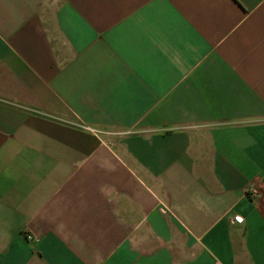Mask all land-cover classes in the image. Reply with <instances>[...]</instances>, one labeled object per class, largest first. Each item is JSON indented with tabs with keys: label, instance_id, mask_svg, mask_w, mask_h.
Here are the masks:
<instances>
[{
	"label": "crops",
	"instance_id": "0c3cea01",
	"mask_svg": "<svg viewBox=\"0 0 264 264\" xmlns=\"http://www.w3.org/2000/svg\"><path fill=\"white\" fill-rule=\"evenodd\" d=\"M0 264H264V0H0Z\"/></svg>",
	"mask_w": 264,
	"mask_h": 264
},
{
	"label": "built area",
	"instance_id": "2783aa9c",
	"mask_svg": "<svg viewBox=\"0 0 264 264\" xmlns=\"http://www.w3.org/2000/svg\"><path fill=\"white\" fill-rule=\"evenodd\" d=\"M246 193H247L248 195L253 196V197H254V196L257 197V196L260 195V189H259L258 187H250V188H248V190H247ZM235 222L241 224V223L244 222V219H243L242 217H236V218H235ZM27 239H28L29 241H32V240H33L32 235H28V236H27Z\"/></svg>",
	"mask_w": 264,
	"mask_h": 264
}]
</instances>
